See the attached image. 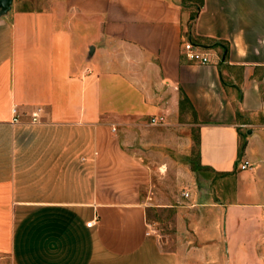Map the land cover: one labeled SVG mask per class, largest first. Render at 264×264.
I'll use <instances>...</instances> for the list:
<instances>
[{
	"label": "crops",
	"instance_id": "crops-1",
	"mask_svg": "<svg viewBox=\"0 0 264 264\" xmlns=\"http://www.w3.org/2000/svg\"><path fill=\"white\" fill-rule=\"evenodd\" d=\"M28 1L0 15V264H264V0L191 28L181 0Z\"/></svg>",
	"mask_w": 264,
	"mask_h": 264
},
{
	"label": "built area",
	"instance_id": "built-area-1",
	"mask_svg": "<svg viewBox=\"0 0 264 264\" xmlns=\"http://www.w3.org/2000/svg\"><path fill=\"white\" fill-rule=\"evenodd\" d=\"M182 53L188 61L193 62V63L208 64L211 62V59L209 57L208 52H206L199 45L194 44L190 40H185L183 42ZM12 113H13L12 120L17 121L18 119H17L15 106L12 109ZM37 120H38V110H35V111L31 112V121L36 122ZM162 122H163V116L162 115L152 116L150 119V123H152V124H158V123H162ZM251 167H252V164L248 160H241L239 163L240 169H247V168H251ZM184 195H187V193L185 192ZM95 219H96L95 217L90 219L89 221L86 222V225L91 226L92 224H94Z\"/></svg>",
	"mask_w": 264,
	"mask_h": 264
},
{
	"label": "rangeland",
	"instance_id": "rangeland-1",
	"mask_svg": "<svg viewBox=\"0 0 264 264\" xmlns=\"http://www.w3.org/2000/svg\"><path fill=\"white\" fill-rule=\"evenodd\" d=\"M12 3H14L15 5H21V4H28L29 3V1L28 0H13V2ZM184 11H188L189 12V9L188 8H185V10ZM156 215V217H157V219H161V222H164V219L165 220H168L169 218H170V220H168V222H166V223H168L169 224V222L171 223V221H172V213H165V214H155ZM160 231L161 232H163V233H166V235H168L169 237H170V239L168 240V241H166L165 243H166V245H168V246H172V245H174L173 243H172V238H173V228L172 227H170V225H167L165 228H160Z\"/></svg>",
	"mask_w": 264,
	"mask_h": 264
},
{
	"label": "trees",
	"instance_id": "trees-1",
	"mask_svg": "<svg viewBox=\"0 0 264 264\" xmlns=\"http://www.w3.org/2000/svg\"><path fill=\"white\" fill-rule=\"evenodd\" d=\"M181 4L182 9H189L188 28H191L197 13L203 5V0H181Z\"/></svg>",
	"mask_w": 264,
	"mask_h": 264
},
{
	"label": "water",
	"instance_id": "water-1",
	"mask_svg": "<svg viewBox=\"0 0 264 264\" xmlns=\"http://www.w3.org/2000/svg\"><path fill=\"white\" fill-rule=\"evenodd\" d=\"M12 0H0V15L4 14L11 6Z\"/></svg>",
	"mask_w": 264,
	"mask_h": 264
}]
</instances>
